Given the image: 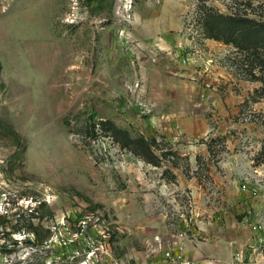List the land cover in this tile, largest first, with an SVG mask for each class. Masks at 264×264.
Instances as JSON below:
<instances>
[{"label":"rangeland","instance_id":"rangeland-1","mask_svg":"<svg viewBox=\"0 0 264 264\" xmlns=\"http://www.w3.org/2000/svg\"><path fill=\"white\" fill-rule=\"evenodd\" d=\"M209 14L264 0H0V264H192L225 229L264 264V55Z\"/></svg>","mask_w":264,"mask_h":264},{"label":"trees","instance_id":"trees-1","mask_svg":"<svg viewBox=\"0 0 264 264\" xmlns=\"http://www.w3.org/2000/svg\"><path fill=\"white\" fill-rule=\"evenodd\" d=\"M203 25L209 39L231 44L245 51H260L264 55V23L241 17L209 14L205 16ZM32 233L36 235V230H32ZM36 240L37 243L33 244L35 247L41 245L37 235Z\"/></svg>","mask_w":264,"mask_h":264},{"label":"crops","instance_id":"crops-1","mask_svg":"<svg viewBox=\"0 0 264 264\" xmlns=\"http://www.w3.org/2000/svg\"><path fill=\"white\" fill-rule=\"evenodd\" d=\"M230 237L229 230H218V233L213 234V240H210L209 244L191 246L188 255L190 261L192 264H237L234 259L236 254H234L232 248L233 245L235 248L242 247L243 241L238 240V238L231 239ZM239 255L244 259L243 253ZM252 259L253 264H263L262 254L255 252Z\"/></svg>","mask_w":264,"mask_h":264},{"label":"built area","instance_id":"built-area-1","mask_svg":"<svg viewBox=\"0 0 264 264\" xmlns=\"http://www.w3.org/2000/svg\"><path fill=\"white\" fill-rule=\"evenodd\" d=\"M252 193L255 194L256 193V190L253 189V192ZM256 229H257V227L254 228V230H256ZM258 229H260V228H258ZM239 259H240V255H237L236 256V260L239 261Z\"/></svg>","mask_w":264,"mask_h":264}]
</instances>
